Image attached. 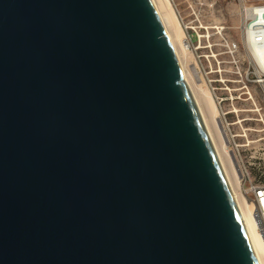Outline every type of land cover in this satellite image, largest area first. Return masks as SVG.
<instances>
[{"label":"water","instance_id":"water-1","mask_svg":"<svg viewBox=\"0 0 264 264\" xmlns=\"http://www.w3.org/2000/svg\"><path fill=\"white\" fill-rule=\"evenodd\" d=\"M0 264H259L152 0H0Z\"/></svg>","mask_w":264,"mask_h":264},{"label":"rangeland","instance_id":"rangeland-1","mask_svg":"<svg viewBox=\"0 0 264 264\" xmlns=\"http://www.w3.org/2000/svg\"><path fill=\"white\" fill-rule=\"evenodd\" d=\"M170 1L183 30L182 42L188 46L187 51L182 55L190 78L196 87H202L208 92L214 104L215 109L209 104L207 107V103H204L217 139L221 135L216 122L221 117L222 111L230 110L234 105L240 110L239 119L252 120L246 123V127L256 132L252 133L251 139L258 140L261 125L255 121L257 116L253 112L255 107L250 98L252 97L259 107L264 108V93L256 85L245 88L247 77L252 81L255 76L253 69L248 72L249 50L242 35L241 8L243 5L264 4V0ZM226 42L234 43L240 48L239 69L227 53ZM216 97L224 100L221 107ZM232 98L234 102L231 101ZM220 139L219 141H222Z\"/></svg>","mask_w":264,"mask_h":264},{"label":"built area","instance_id":"built-area-1","mask_svg":"<svg viewBox=\"0 0 264 264\" xmlns=\"http://www.w3.org/2000/svg\"><path fill=\"white\" fill-rule=\"evenodd\" d=\"M242 35L249 50V69H253L255 78L249 81L247 77L246 89L249 85H256L264 93V64L258 62L252 48L254 44L264 46V4L246 6L241 8ZM227 53L231 57L236 68L240 67L239 46L226 42ZM229 91L230 88H228ZM251 96V95H250ZM221 107L224 100L216 97ZM256 114L255 121L261 125L258 140L251 139L252 133H256L246 123L252 120L239 119V111L234 105L230 110L222 111L218 119L228 143V151L237 174L239 189L247 206L253 211V217L259 234L264 240V108L259 107L251 97ZM234 102V99H231ZM242 112V111H241ZM248 112V111H244ZM252 195V198H250Z\"/></svg>","mask_w":264,"mask_h":264},{"label":"bare ground","instance_id":"bare-ground-1","mask_svg":"<svg viewBox=\"0 0 264 264\" xmlns=\"http://www.w3.org/2000/svg\"><path fill=\"white\" fill-rule=\"evenodd\" d=\"M152 2L160 16V19L164 25L166 33L168 37L170 38V41L177 54V57L179 59L180 65L184 73L185 80L188 83L190 89L192 90L197 100V103L203 113L204 119L210 131L211 137L216 147V150H217L219 159L221 161V164L223 166L224 172L230 183L231 189L233 191L236 203L238 205L242 220L246 227L247 233L249 235V238L253 246L254 252L256 254V257L258 259V262L259 264H264V240L258 232L257 225H256V222L252 214L253 211L247 206L244 198L242 197L240 193L239 183L237 180V174L235 172L234 165L231 160V155L228 151V143L226 140V136L220 125V122L218 121L216 122L218 125L217 124L216 125L219 128V132H220L219 135H221L222 138L221 137L220 138L222 139V141H219L220 138L217 139L216 137L217 135H215L213 131L214 129H212V126L209 120L210 118L208 119V116H207L208 111L206 112V108H205L206 106L204 103H207V107L209 104L210 106L213 107V109H215L213 106L214 104H212V99L206 90H204L202 87L198 88V86L196 87V85L193 84L190 78L189 71L186 68V65L184 62L185 58L183 59L184 55L182 54L187 51L188 46L184 45L182 42L183 30L180 25L179 19L175 13V10L170 0H152ZM258 45L254 44V48L251 47V49L253 53H255L258 62H261L264 64V46H258Z\"/></svg>","mask_w":264,"mask_h":264}]
</instances>
